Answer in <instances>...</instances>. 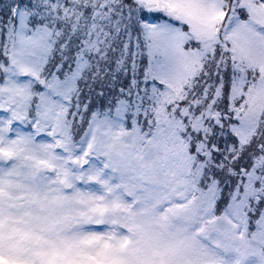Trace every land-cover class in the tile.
Segmentation results:
<instances>
[{
	"label": "snow or ice",
	"instance_id": "1",
	"mask_svg": "<svg viewBox=\"0 0 264 264\" xmlns=\"http://www.w3.org/2000/svg\"><path fill=\"white\" fill-rule=\"evenodd\" d=\"M0 264H264V0H0Z\"/></svg>",
	"mask_w": 264,
	"mask_h": 264
}]
</instances>
